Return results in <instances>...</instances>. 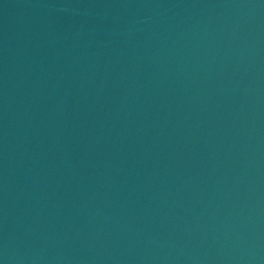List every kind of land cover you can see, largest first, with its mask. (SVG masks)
I'll return each instance as SVG.
<instances>
[{
    "label": "water",
    "instance_id": "95a60500",
    "mask_svg": "<svg viewBox=\"0 0 264 264\" xmlns=\"http://www.w3.org/2000/svg\"><path fill=\"white\" fill-rule=\"evenodd\" d=\"M0 264H264V0H0Z\"/></svg>",
    "mask_w": 264,
    "mask_h": 264
}]
</instances>
